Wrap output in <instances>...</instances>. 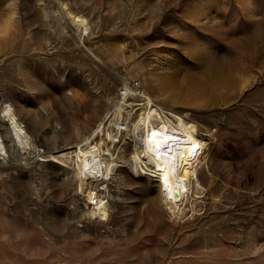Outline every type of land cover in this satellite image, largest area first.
Segmentation results:
<instances>
[{"label":"rangeland","instance_id":"obj_1","mask_svg":"<svg viewBox=\"0 0 264 264\" xmlns=\"http://www.w3.org/2000/svg\"><path fill=\"white\" fill-rule=\"evenodd\" d=\"M60 4L87 22L81 41ZM121 79L187 115L206 144L179 218L131 162L142 101L123 103L113 145L97 131ZM9 104L35 148L11 154L0 114V264H264V0H0ZM102 139L115 165L99 222L73 158Z\"/></svg>","mask_w":264,"mask_h":264},{"label":"bare ground","instance_id":"obj_2","mask_svg":"<svg viewBox=\"0 0 264 264\" xmlns=\"http://www.w3.org/2000/svg\"><path fill=\"white\" fill-rule=\"evenodd\" d=\"M60 8L66 20L74 26L75 33L81 41L83 32L88 31L87 22L80 17L73 16L64 5L60 4ZM121 82L124 87L121 94L122 103L117 102L112 105V112L110 111L112 117L109 123L107 121L108 125L99 124L97 131L99 134L105 135L113 145L121 132L120 125L126 118L123 115V103L129 97H135L142 101L137 117L134 114L136 120L132 123L128 122L131 123L130 131L135 142L131 162L135 167L144 166L142 173H149L156 179L160 200L171 216L179 218L183 214L184 206L189 201L190 176L196 172V168L203 158L202 154L206 144L197 134L198 126L187 115L173 109H163L155 104L154 99L147 92L130 86L126 79H121ZM166 110L171 113V116L166 114ZM0 114L1 118L7 120L6 131L4 129L10 141L7 150L11 154L34 150L35 147L31 141L32 135L30 136L24 128L25 126L17 118L10 104L0 107ZM131 116V113H128L127 120H131ZM3 140L0 135V152H4L7 145L4 146ZM166 145H168V150H171L169 154H163L161 151ZM103 151L102 139V142L93 145L85 143L77 146L73 158L74 178L87 206L85 218L99 222L108 217L106 196L100 192L99 186L103 185L111 176L115 165L113 158L106 157ZM62 158L68 159L66 155H63ZM93 180L98 183H93ZM100 180L101 182H99ZM94 184H97V187Z\"/></svg>","mask_w":264,"mask_h":264},{"label":"water","instance_id":"obj_3","mask_svg":"<svg viewBox=\"0 0 264 264\" xmlns=\"http://www.w3.org/2000/svg\"><path fill=\"white\" fill-rule=\"evenodd\" d=\"M167 146H168V145L164 146V147L161 149V151H162L163 154H169V153H170L171 150H168ZM99 182H101V180H100ZM93 183H98V182H96V181L93 180Z\"/></svg>","mask_w":264,"mask_h":264}]
</instances>
